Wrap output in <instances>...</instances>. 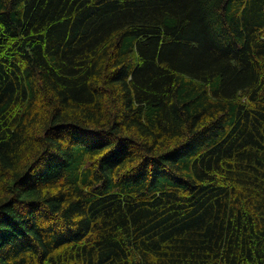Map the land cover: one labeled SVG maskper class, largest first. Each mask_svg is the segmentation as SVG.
Returning <instances> with one entry per match:
<instances>
[{
	"label": "trees",
	"instance_id": "16d2710c",
	"mask_svg": "<svg viewBox=\"0 0 264 264\" xmlns=\"http://www.w3.org/2000/svg\"><path fill=\"white\" fill-rule=\"evenodd\" d=\"M0 264H264V0H0Z\"/></svg>",
	"mask_w": 264,
	"mask_h": 264
}]
</instances>
